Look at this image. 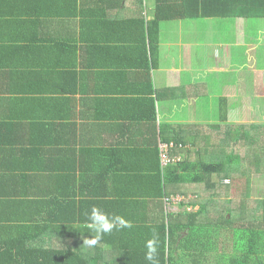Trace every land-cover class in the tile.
<instances>
[{
    "label": "crops",
    "instance_id": "crops-1",
    "mask_svg": "<svg viewBox=\"0 0 264 264\" xmlns=\"http://www.w3.org/2000/svg\"><path fill=\"white\" fill-rule=\"evenodd\" d=\"M131 1L107 0L109 18L99 20L100 10L91 13L90 18L99 21L93 32L80 27V16L79 20L58 17L54 9L60 0H0V38L76 41L66 48L45 44L12 48L16 55L11 60L22 69H17L20 74L31 73V68L36 72L57 58L55 67L73 70L68 82L65 71H61L65 78L50 72L14 78L10 93L3 95L17 99L16 112L22 121L26 118L12 130L18 142L14 145L24 142L32 149L4 158L8 174L28 181L16 194L11 190L18 217L29 222L46 218L52 230L63 223L49 220L72 217L73 229L83 230L84 223L77 220L84 211L83 199L95 194V205L108 201V212L114 187L124 188L116 176L133 166L144 182L153 179L159 161L162 165L161 144L177 147L174 141H164L165 136L185 141L184 147L194 152L201 145L204 149L222 145L214 132L220 125L231 126L228 132L234 137L242 133L241 125H264V0H186L185 4L168 0L175 17L161 22L153 52L148 30L129 20L154 19L157 0ZM101 3L95 0V11ZM84 36L94 39L84 41ZM36 115L39 119L33 120ZM92 146L95 154L83 151ZM187 149L184 155L195 160ZM86 163L91 177L106 169L107 185L83 188ZM192 186L164 199L168 211L199 208L198 196L189 191ZM81 239L74 234L53 235L30 242L76 245Z\"/></svg>",
    "mask_w": 264,
    "mask_h": 264
},
{
    "label": "trees",
    "instance_id": "trees-1",
    "mask_svg": "<svg viewBox=\"0 0 264 264\" xmlns=\"http://www.w3.org/2000/svg\"><path fill=\"white\" fill-rule=\"evenodd\" d=\"M96 1L102 3L95 11L93 6L95 0H60L61 3L55 5L57 8L54 9V13L62 19L64 17L79 20L78 16H80V27L92 28L94 32L99 21L91 19V13L95 14L100 10L99 20L107 16L105 7L107 0ZM183 1L185 4L186 0ZM169 3L168 0H157L156 16L150 21H145L142 17L137 21L129 20L134 26L138 22L148 30L151 52L158 39L156 34L159 32L161 22L175 17L173 13L176 11ZM119 5L110 6L120 8ZM102 7L105 8V12ZM114 20L119 23L124 22L122 18H114ZM88 22H93L92 26L88 27ZM83 39L90 41L94 38L84 36ZM30 44L65 47V45H76V41L66 37H39L26 42H19L18 38H0V264H147L145 244L154 233L159 241V264H264V197L258 200L251 198L250 177L251 172L257 170L255 167H260L261 172H264V125L261 124L241 125L242 133L237 137L228 132L229 128L233 130L231 126L220 125V129L214 132L220 137L222 145L217 144V148H214L215 145H210L207 149L201 145L194 152L189 146L184 147L187 145L185 141L165 136L164 141L176 143L177 147L173 151L181 153V160L167 165L163 162L160 165L159 161L157 175L155 174L148 182L147 180L144 182L139 174L140 170L133 166L125 175L116 176V181L124 188L118 190V187H114L115 197L109 202L108 213L124 216L133 222V227L113 230L112 233L105 234L93 247L83 243L84 239L92 236L89 228L86 227L88 224L86 213H89L95 205V194L83 199L81 209L84 211L79 213L80 217L77 218L84 223L83 230L73 229L75 218L72 217L49 220L63 223L62 227H53L56 230L49 229L52 225L46 221V218L29 222L18 217L17 200L14 201L11 190L16 194L17 188L27 184L28 181L22 180L20 175L8 174L6 171H10V168L4 158L16 152L24 154L32 149L24 147L26 146L24 142L14 145L18 142L13 139L12 130L24 124L26 118L23 117L22 121L21 115L16 112L14 102H17V99L13 101L3 99V95L10 93L12 79L28 76L34 72L35 68H31V73L20 74L17 70L19 66L13 65L11 60V56L16 55L12 50L14 46L28 47ZM57 60H52L33 75L61 73L65 78L62 73L65 71L68 76L66 82L70 81L73 70L59 65L55 67L54 63ZM5 86L9 88L5 89ZM36 101L40 99L37 98ZM37 116L33 120L39 119ZM236 142L239 143L238 146ZM192 144L196 145V143ZM186 148L187 151L192 152V156H196L195 160H190L186 154L184 155L183 151H186ZM83 151H93L95 154L93 146L85 147ZM83 170L85 175L81 184L84 189L102 188L107 185L105 168L95 171L92 177L90 163H86ZM242 177H246V187L241 193V200L246 202L247 207L251 201L256 202V206L250 207L248 213L245 212V205L242 206L238 198L231 196L232 189L236 184L241 183ZM147 183L148 187H146ZM186 185H193V189L189 191L201 199L199 208L184 209L181 212L168 211L164 199L184 190L182 187ZM156 191H159V196H156ZM217 201L221 203L218 204ZM96 203L106 211L108 201L98 200ZM183 205L186 203L183 202ZM73 234L82 238L76 245H35L30 242L36 238L53 235L71 238Z\"/></svg>",
    "mask_w": 264,
    "mask_h": 264
},
{
    "label": "clouds",
    "instance_id": "clouds-1",
    "mask_svg": "<svg viewBox=\"0 0 264 264\" xmlns=\"http://www.w3.org/2000/svg\"><path fill=\"white\" fill-rule=\"evenodd\" d=\"M87 227L92 233L91 238L84 239L83 245L93 247L103 238L105 234H110L113 230L131 229L133 222L119 214H109L99 206H92L89 213ZM158 236L154 233L153 237L146 241L145 260L147 264H159L158 257Z\"/></svg>",
    "mask_w": 264,
    "mask_h": 264
},
{
    "label": "rangeland",
    "instance_id": "rangeland-1",
    "mask_svg": "<svg viewBox=\"0 0 264 264\" xmlns=\"http://www.w3.org/2000/svg\"><path fill=\"white\" fill-rule=\"evenodd\" d=\"M255 168L257 170H255L254 172H251V174H250L251 183H252L251 184V198L253 200H258V199L264 197V177L263 176H259L260 167H258V168L255 167ZM245 187H246V177H242L241 183L240 184H236L234 186V188L232 189L231 196H232V198H238L240 200V204L242 206H243V204L245 205V208H246L245 212L248 213L249 210L252 207L256 206V202L255 201H251L250 203H248V207H247L246 202L241 200V193H242V191L245 190ZM176 198H179V197H176ZM197 200H199V201H196V206L198 207V205H200V203L202 201L199 198H197ZM217 203L220 204L221 201H217Z\"/></svg>",
    "mask_w": 264,
    "mask_h": 264
},
{
    "label": "built area",
    "instance_id": "built-area-1",
    "mask_svg": "<svg viewBox=\"0 0 264 264\" xmlns=\"http://www.w3.org/2000/svg\"><path fill=\"white\" fill-rule=\"evenodd\" d=\"M175 144L162 143L161 144V158L164 165L174 163L181 160V154L173 151Z\"/></svg>",
    "mask_w": 264,
    "mask_h": 264
}]
</instances>
